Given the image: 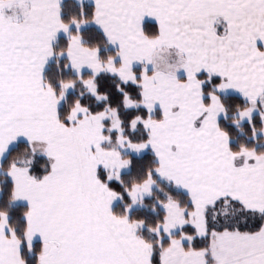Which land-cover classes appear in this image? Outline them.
<instances>
[{"label": "snow or ice", "instance_id": "snow-or-ice-1", "mask_svg": "<svg viewBox=\"0 0 264 264\" xmlns=\"http://www.w3.org/2000/svg\"><path fill=\"white\" fill-rule=\"evenodd\" d=\"M0 264H264V0H0Z\"/></svg>", "mask_w": 264, "mask_h": 264}]
</instances>
